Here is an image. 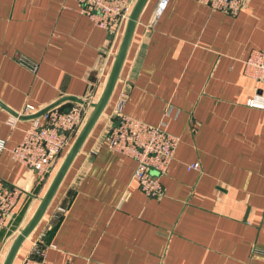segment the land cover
Segmentation results:
<instances>
[{
    "label": "crops",
    "instance_id": "crops-1",
    "mask_svg": "<svg viewBox=\"0 0 264 264\" xmlns=\"http://www.w3.org/2000/svg\"><path fill=\"white\" fill-rule=\"evenodd\" d=\"M157 1L144 5L107 105L13 264L33 250L49 264H264V84L244 75L250 51L264 52V0L236 16L169 0L154 19ZM124 25L117 34L95 26L77 0H0V180L21 190L0 230V264L77 135L38 180L10 153L30 120L10 128L9 115L96 101ZM118 105L178 138L159 198L140 191L132 159L107 148Z\"/></svg>",
    "mask_w": 264,
    "mask_h": 264
},
{
    "label": "built area",
    "instance_id": "built-area-1",
    "mask_svg": "<svg viewBox=\"0 0 264 264\" xmlns=\"http://www.w3.org/2000/svg\"><path fill=\"white\" fill-rule=\"evenodd\" d=\"M136 0H77L78 12L86 16L95 26L113 33H118L126 22ZM169 0H158L154 11L156 19L166 8ZM211 11H218L236 16L247 0H196ZM32 70L35 67H31ZM244 75L257 83L264 84V52L251 50L244 61ZM81 103H72L65 110L57 105L38 117L29 119L28 127L23 130L20 143L10 153L15 162L30 170L36 179L43 180L50 176L58 165L62 154L68 148L72 138L79 132L91 105L95 102L91 94L81 99ZM249 106H259L255 100ZM114 110L115 123L105 131L107 148L132 159L135 169L132 179L140 191L148 198H159L163 194L161 178L168 172L169 165L178 146V138L165 130L163 122L152 126L126 116L120 110ZM41 110L25 106L17 113L10 114L6 124L14 128L17 120L28 118ZM172 107L168 106L163 116H168ZM5 141L0 140V151ZM199 164L187 166V170H198ZM21 190L16 186H7L0 180V230L16 214V206ZM35 255V256H34ZM37 255V256H36ZM20 264H49L40 250H33Z\"/></svg>",
    "mask_w": 264,
    "mask_h": 264
},
{
    "label": "water",
    "instance_id": "water-1",
    "mask_svg": "<svg viewBox=\"0 0 264 264\" xmlns=\"http://www.w3.org/2000/svg\"><path fill=\"white\" fill-rule=\"evenodd\" d=\"M146 2L147 0H136L135 1L131 9V12L125 22L118 49L114 56L110 71L108 73L106 83L104 85V88L100 96L91 105V111L89 115L87 116L84 124L82 125L79 132L77 133L71 146L65 153L58 169L56 170L54 176L51 179L50 184L48 185L44 195L40 199L37 207L35 208L28 222L24 225V227L19 231V233L15 236V238L11 242L2 264H13L14 259L20 247L22 246L23 242L28 237V235L31 233V231L34 229V227L37 225V223L40 221L41 217L44 215L54 195L56 194L67 170L69 169L72 161L74 160L82 144L84 143L88 134L92 130L94 124L96 123V121L102 114L105 106L107 105L109 98L113 92L116 81L119 77L123 63L125 61V58H126V55H127L130 43H131V39L134 33V29L136 27L138 17L144 5L146 4ZM64 102L81 103L82 101L76 98H71V97L63 98L59 100L58 102L52 104L51 106L44 108L40 112L26 119H32V118L38 117L44 112H46L47 110L57 105H60Z\"/></svg>",
    "mask_w": 264,
    "mask_h": 264
},
{
    "label": "trees",
    "instance_id": "trees-1",
    "mask_svg": "<svg viewBox=\"0 0 264 264\" xmlns=\"http://www.w3.org/2000/svg\"><path fill=\"white\" fill-rule=\"evenodd\" d=\"M72 105L71 102L64 103L60 106V109L65 110Z\"/></svg>",
    "mask_w": 264,
    "mask_h": 264
}]
</instances>
